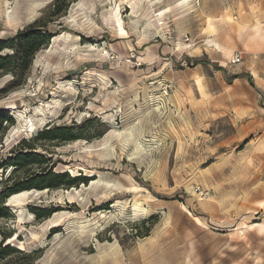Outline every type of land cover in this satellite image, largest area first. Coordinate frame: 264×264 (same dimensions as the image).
Here are the masks:
<instances>
[{"label": "rangeland", "instance_id": "rangeland-1", "mask_svg": "<svg viewBox=\"0 0 264 264\" xmlns=\"http://www.w3.org/2000/svg\"><path fill=\"white\" fill-rule=\"evenodd\" d=\"M0 41V264H264V0H0Z\"/></svg>", "mask_w": 264, "mask_h": 264}, {"label": "trees", "instance_id": "trees-1", "mask_svg": "<svg viewBox=\"0 0 264 264\" xmlns=\"http://www.w3.org/2000/svg\"><path fill=\"white\" fill-rule=\"evenodd\" d=\"M43 36H45V37H43ZM43 36H42L40 30H35L33 27L28 28V29H26L24 31L19 32L18 35H17V41L19 42V44H21V45H19L20 46L19 49L21 50V47H24V48H27V51H29V52L32 51V49L34 47H36L41 41H44L45 39L48 38V37H46L47 36L46 34L43 35ZM10 43L12 45L14 44L12 41ZM5 44L6 43L4 41H0V51L4 47ZM18 52L16 53V55L13 54V56H5V57L0 56V70H2L3 73H5L7 71H10V70H8L7 66L10 64V62H11L12 59H17L19 62H21L17 66V68H18L17 70H20L21 71L22 68L25 67L26 58L27 57H26V55L25 56H22V54H21L20 57L17 58L18 54L20 53V52L19 53ZM10 72H14V71H10ZM14 74H16V72H14ZM2 114H4V113H0V127H1V124L3 122H6L7 121V119L4 118L3 117L4 115H2ZM56 131H57L56 129L53 130V131H48L47 130V131H45L44 134H46L47 137H48V136H51V134L55 133ZM35 156H36L35 154H18V156L16 157V160L15 161L16 162H22V163H24V162L30 161V159L34 158ZM8 162H11V159H9ZM30 162H34V160H32ZM5 165L6 164L0 165V168L3 167V166H5ZM50 177L53 178V180L58 181V180H60L63 177L66 178L67 175H64V174L63 175L62 174H56L55 175L54 174V175H52ZM75 179L76 178H72V179L69 178V179H67V184H73L75 182ZM9 192H11V190H8L7 191V193H9ZM11 196H13V195H11ZM10 197H8V198H10ZM6 250H14V249L11 248V247H7Z\"/></svg>", "mask_w": 264, "mask_h": 264}, {"label": "bare ground", "instance_id": "bare-ground-1", "mask_svg": "<svg viewBox=\"0 0 264 264\" xmlns=\"http://www.w3.org/2000/svg\"><path fill=\"white\" fill-rule=\"evenodd\" d=\"M151 15V14H150ZM146 18V17H145ZM15 19V18H14ZM16 21V20H15ZM7 22H11V20H8ZM13 22H14V20H13ZM113 22V21H112ZM15 27V26H14ZM110 29L112 30V31H114V32H116L117 31V28L116 27H114L112 24L110 25ZM56 103H57V100H56ZM34 127L33 126H30V129H33ZM111 134H114V132L113 131H111ZM117 135H119L120 136V134L119 133H117ZM114 137V136H113ZM108 139V138H107ZM24 193V192H23ZM40 193H44V191L43 192H38V191H32V193L30 194L29 192H26V194L27 195H39ZM78 193L79 192H75V190H72L71 192H69V191H63V194H65L66 196H67V198L71 201V200H74V198H75V195H78ZM22 194H18V195H13L9 200H8V202H9V205H11L12 207H15V206H18V205H20V202H21V198H22ZM79 196V195H78ZM47 225L48 226H50V227H56V220H49L48 219V221H47ZM47 226V227H48ZM82 228V227H81ZM83 229H84V227H83ZM82 229V230H83Z\"/></svg>", "mask_w": 264, "mask_h": 264}, {"label": "built area", "instance_id": "built-area-1", "mask_svg": "<svg viewBox=\"0 0 264 264\" xmlns=\"http://www.w3.org/2000/svg\"><path fill=\"white\" fill-rule=\"evenodd\" d=\"M239 61V58L237 57V56H234V58H233V63H237Z\"/></svg>", "mask_w": 264, "mask_h": 264}]
</instances>
